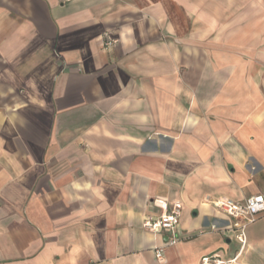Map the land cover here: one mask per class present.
Returning <instances> with one entry per match:
<instances>
[{"label":"crops","instance_id":"obj_1","mask_svg":"<svg viewBox=\"0 0 264 264\" xmlns=\"http://www.w3.org/2000/svg\"><path fill=\"white\" fill-rule=\"evenodd\" d=\"M233 1L221 22L189 0H0V264L240 250L214 201L264 193V0ZM156 199L182 204L163 259ZM245 233L237 264H264V214Z\"/></svg>","mask_w":264,"mask_h":264},{"label":"built area","instance_id":"obj_2","mask_svg":"<svg viewBox=\"0 0 264 264\" xmlns=\"http://www.w3.org/2000/svg\"><path fill=\"white\" fill-rule=\"evenodd\" d=\"M117 41L116 38L106 33L104 48L110 49L114 47ZM153 204L161 209V213L158 216L148 218L144 222V227L152 232L166 233L168 235L167 243L155 249L156 257L163 259L165 248L168 245H175L180 240L178 228L182 216V204L176 202L173 205H169L160 199L154 200ZM214 204L232 219L228 229L232 231L234 238L240 243V250L233 257H226L221 250H217L204 255L201 258V264H237L239 255L246 245V227L264 214V194H253L243 201H235L228 198L217 199Z\"/></svg>","mask_w":264,"mask_h":264},{"label":"rangeland","instance_id":"obj_3","mask_svg":"<svg viewBox=\"0 0 264 264\" xmlns=\"http://www.w3.org/2000/svg\"><path fill=\"white\" fill-rule=\"evenodd\" d=\"M219 1L220 0H189L190 4L191 2L194 4L195 8H194V17L196 19H206V12H209L212 16H215L216 19H220L221 22L226 20L229 21L230 19H233L234 17V1H232V6L231 8H220L219 7ZM223 1V4H225V0H221ZM229 1V0H228ZM182 10H186V9H182ZM220 12L222 13L220 15ZM200 17V18H199ZM202 22V23H201ZM200 24L196 23L194 25V29L196 31L201 30L202 26H203V21L201 20ZM219 26L218 22L216 23V28ZM217 33V31L214 32V30L212 31V37L216 38L217 35H215ZM212 50L217 48V43L215 45H212ZM261 106V104L259 105ZM264 194V193H263Z\"/></svg>","mask_w":264,"mask_h":264}]
</instances>
